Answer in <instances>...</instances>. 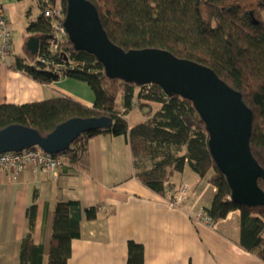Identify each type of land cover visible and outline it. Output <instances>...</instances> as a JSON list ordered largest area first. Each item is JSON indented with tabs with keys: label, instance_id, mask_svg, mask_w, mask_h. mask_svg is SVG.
Masks as SVG:
<instances>
[{
	"label": "trees",
	"instance_id": "trees-1",
	"mask_svg": "<svg viewBox=\"0 0 264 264\" xmlns=\"http://www.w3.org/2000/svg\"><path fill=\"white\" fill-rule=\"evenodd\" d=\"M61 1L66 12L67 0ZM90 1L98 8L110 39L124 50H168L179 58L210 67L240 91L254 112L250 146L264 168V0ZM55 3L56 0H39L40 13L27 27L40 40L41 51L56 32L53 20L44 15L45 9ZM38 56L39 53L34 55L26 49L25 56L15 55L11 67L45 84L62 77L84 81L94 92L93 105H85L68 95L21 105L0 104V131L20 124L47 136L58 125L73 118L109 117L113 120L111 128L84 133L68 150L58 154L62 157V166L64 157L75 164L82 162L87 156L90 139L99 134L124 136L130 144L135 177L166 198L170 190L174 191L171 188L173 178L188 164L200 177H208L216 189L206 213L217 222L239 210L240 246L264 261V206L242 205L232 199L227 177L211 154L206 123L193 101L178 94L169 96L155 83L138 86L121 78H110L94 55L76 50L66 35L60 41L59 51L53 55V64L38 62L32 65ZM73 61L84 63V66L62 71V75L54 70L56 63ZM119 94L125 106L124 113L116 110ZM151 103L161 104V107L146 121L130 126L126 117L129 111L135 105ZM259 185L264 189L263 179H259ZM37 198L35 192L26 210L28 229L21 244V264H44L45 247L34 241ZM100 211V204L87 207V219H96ZM81 220L79 201L56 202L47 264H68L72 242L81 237ZM128 250V264H145L143 244L130 240Z\"/></svg>",
	"mask_w": 264,
	"mask_h": 264
},
{
	"label": "crops",
	"instance_id": "crops-1",
	"mask_svg": "<svg viewBox=\"0 0 264 264\" xmlns=\"http://www.w3.org/2000/svg\"><path fill=\"white\" fill-rule=\"evenodd\" d=\"M0 3L12 32L20 22L26 21L28 27L40 13L39 10L34 18L29 0H0ZM1 44L0 41V49ZM10 44L12 54H8L7 62L0 59V104L21 105L68 95L85 105H93L94 92L84 81L62 77L45 84L11 67L15 55L20 54L15 51L14 41ZM160 107L158 103L135 105L126 115L130 126L146 121ZM116 110L125 112L120 94ZM184 183L190 187L187 198L178 207L170 206L164 196L135 177L127 138L109 133L90 139L82 162L75 164L64 157L57 174L33 165L16 178L10 171H3L0 264H21V244L28 229L26 210L35 192L38 198L34 241L45 247L44 264L52 237L54 207L59 200L79 201L82 207L81 237L72 242L68 264H128L130 240L144 245L145 264H264L261 258L240 246L239 210L211 227L196 219L199 212L206 213L216 192L208 177H200L187 164L173 178L171 188L178 190ZM93 204H100L101 211L96 219L88 220L85 210Z\"/></svg>",
	"mask_w": 264,
	"mask_h": 264
},
{
	"label": "water",
	"instance_id": "water-1",
	"mask_svg": "<svg viewBox=\"0 0 264 264\" xmlns=\"http://www.w3.org/2000/svg\"><path fill=\"white\" fill-rule=\"evenodd\" d=\"M64 29L76 50L94 55L110 78H121L138 86L155 83L167 95L178 94L193 101L206 123L209 147L218 168L227 177L232 199L242 205L264 206V168L254 157L250 138L253 110L242 93L217 73L195 61L179 58L158 48L124 50L109 37L98 8L90 0H67ZM40 40L31 36L27 49L37 54ZM109 117L73 118L42 136L32 127L14 124L0 131V154L39 146L48 153L68 150L82 134L109 129Z\"/></svg>",
	"mask_w": 264,
	"mask_h": 264
},
{
	"label": "built area",
	"instance_id": "built-area-1",
	"mask_svg": "<svg viewBox=\"0 0 264 264\" xmlns=\"http://www.w3.org/2000/svg\"><path fill=\"white\" fill-rule=\"evenodd\" d=\"M44 15L53 20V27L55 34L53 37L43 45L42 50L39 47V56L32 65L37 64H53L55 61L52 59L53 55L59 51L60 41L67 34L64 29V20L66 18V12L61 0H56V3L52 7H48L44 11ZM11 28L7 13L4 6L0 3V59L7 62L8 53L11 50L10 44ZM41 52V54H40ZM52 59V60H51ZM54 70L61 73L62 71H73L77 68L83 67L84 63L76 61L64 63H56ZM62 157L58 154H52L44 151L39 146L32 147L20 152H6L0 154V175L3 171H10L11 174L16 178L18 177L28 165L41 167L53 174H57L62 166ZM190 193V187L184 183L178 190H170L167 193L166 199L170 206L178 207L183 204L188 194ZM196 219L208 226H213L215 221L204 212H199Z\"/></svg>",
	"mask_w": 264,
	"mask_h": 264
},
{
	"label": "rangeland",
	"instance_id": "rangeland-1",
	"mask_svg": "<svg viewBox=\"0 0 264 264\" xmlns=\"http://www.w3.org/2000/svg\"><path fill=\"white\" fill-rule=\"evenodd\" d=\"M29 3L32 4L33 8V16L34 18L37 16L39 13V0H29ZM27 22L25 21V24L20 22L16 29L12 32L11 31V37H10V43L11 40L14 41L15 44V51L20 54V55H26L25 48H27V42L29 38L32 36V34L27 30ZM11 51V50H10ZM130 122L133 123V119L130 118ZM210 173H213L211 171ZM212 192H209V195H211Z\"/></svg>",
	"mask_w": 264,
	"mask_h": 264
}]
</instances>
